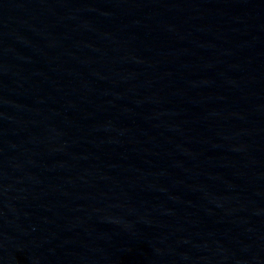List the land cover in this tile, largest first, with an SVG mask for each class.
<instances>
[{
	"label": "water",
	"instance_id": "obj_1",
	"mask_svg": "<svg viewBox=\"0 0 264 264\" xmlns=\"http://www.w3.org/2000/svg\"><path fill=\"white\" fill-rule=\"evenodd\" d=\"M0 264H264V0H0Z\"/></svg>",
	"mask_w": 264,
	"mask_h": 264
}]
</instances>
